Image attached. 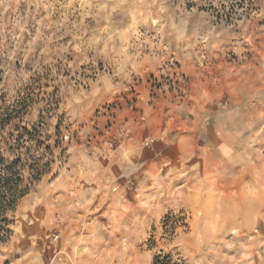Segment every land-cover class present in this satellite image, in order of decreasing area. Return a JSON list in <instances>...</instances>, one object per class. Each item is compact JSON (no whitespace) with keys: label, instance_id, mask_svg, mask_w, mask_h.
Returning a JSON list of instances; mask_svg holds the SVG:
<instances>
[{"label":"rangeland","instance_id":"rangeland-1","mask_svg":"<svg viewBox=\"0 0 264 264\" xmlns=\"http://www.w3.org/2000/svg\"><path fill=\"white\" fill-rule=\"evenodd\" d=\"M263 26L264 0H0V154L19 160L25 196H35L43 178L82 162L69 152L84 136L85 122L72 120L79 106H119L121 82L136 81L121 80V41L131 40L124 47L131 55L157 58L163 73L151 78L152 90L182 98L174 72L203 68L204 44L235 61V34ZM243 77L238 94L215 98L199 85L205 111L171 131L227 143L201 144L200 158L164 159L157 176L122 160L121 190L110 182L105 204L78 207L95 218L77 237L61 230L24 237L34 223L23 222L21 198L6 215L0 264H264V92L243 94ZM37 160L46 171L31 184Z\"/></svg>","mask_w":264,"mask_h":264},{"label":"crops","instance_id":"crops-1","mask_svg":"<svg viewBox=\"0 0 264 264\" xmlns=\"http://www.w3.org/2000/svg\"><path fill=\"white\" fill-rule=\"evenodd\" d=\"M254 23L255 20L251 24L247 22L245 28H252ZM237 30L242 29L239 27ZM234 39L229 49L239 56L236 62L235 58L230 59L220 50V45L216 46L219 52L215 54L210 49L213 46L206 43L202 46L207 48L206 52H200L205 60L198 62L203 68L197 67L194 70V65L183 64L181 72H174L182 98L175 96V91L169 92L167 88H163L162 93L152 90L151 78H157L161 75L160 72L163 73L157 65V58L150 54L131 55L124 50L125 46L131 45V40L121 41V80L136 81L130 86L121 82L119 106H79L78 115L73 116L72 120L76 118L75 122H85L82 124L84 136H81L79 142L69 146V152L79 156L78 159L81 158L82 162L78 163L79 166L61 172L54 181L43 178L37 186L35 196L27 195L22 198V212L26 217L23 222L34 223L31 227L26 226L24 237L33 235L37 230H42L43 238L58 230L77 237L83 223H90L95 218L78 213V207L96 206L103 204L102 201L105 204L108 199L106 194L114 186L110 182L117 183L121 190L122 160L130 166L129 170L149 165L155 169L157 176L164 159L167 163L170 158H200L201 144L208 142L219 146L227 143L222 136L210 138L187 131L173 135L171 131H179L178 127H188L190 122H198L194 112L205 111L206 102L196 101L197 96L204 92L198 88L199 85L210 87L208 95L215 98L224 93L238 94V88H241L238 86V79L244 72L246 84L243 94L251 95L255 88L257 93L264 92V26L236 33ZM223 43L226 44L224 40L220 42L222 45ZM243 51L246 53L240 58ZM200 78H205V82L196 81ZM255 79L259 81L255 82ZM190 99L194 101L190 102ZM147 138L157 140L156 144H147ZM178 163L171 162L170 166L173 168ZM37 208H43L44 211L46 209V213L37 214ZM52 210L54 213H51Z\"/></svg>","mask_w":264,"mask_h":264},{"label":"trees","instance_id":"trees-1","mask_svg":"<svg viewBox=\"0 0 264 264\" xmlns=\"http://www.w3.org/2000/svg\"><path fill=\"white\" fill-rule=\"evenodd\" d=\"M3 125V124H2ZM0 124V128L2 127ZM31 166V184L38 182L45 173L46 165ZM22 169L19 160L6 161L0 154V241L5 242L8 237L7 213L14 211L18 201L29 192V186H23Z\"/></svg>","mask_w":264,"mask_h":264},{"label":"built area","instance_id":"built-area-1","mask_svg":"<svg viewBox=\"0 0 264 264\" xmlns=\"http://www.w3.org/2000/svg\"><path fill=\"white\" fill-rule=\"evenodd\" d=\"M146 142H147V144H149V143H150V141H149V140H146Z\"/></svg>","mask_w":264,"mask_h":264}]
</instances>
